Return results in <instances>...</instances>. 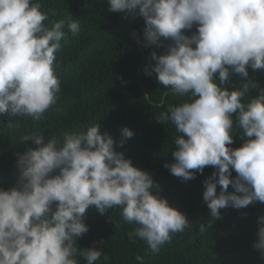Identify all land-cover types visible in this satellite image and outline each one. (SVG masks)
<instances>
[{"label":"clouds","instance_id":"9594fccd","mask_svg":"<svg viewBox=\"0 0 264 264\" xmlns=\"http://www.w3.org/2000/svg\"><path fill=\"white\" fill-rule=\"evenodd\" d=\"M108 4L113 13L138 8L143 38L135 31L132 36L145 48L164 49L151 51L145 73L155 74L171 94L187 97L158 117L180 134L174 162L164 167L184 182L205 167L214 169L202 194L214 220L221 209L264 203V87L249 78V68L264 70V0ZM50 15L55 10L42 11L39 0H0V116H7L8 128L20 126L16 117L41 120L60 99L56 53L68 32L79 33L80 21L70 14L46 25ZM233 74L241 84L228 87ZM250 89L257 95L248 96ZM237 133L243 143L233 148ZM133 136L124 127L116 140L98 122L65 132L62 140L41 131L21 136L20 142L34 147L14 154L15 185L0 188V264H96L102 256L108 261L96 246L103 240L88 248L77 244L89 231L90 207L102 216L120 208L122 220L136 226L129 240L144 241L152 255L190 228L186 214L160 195L152 175L116 150ZM257 224L253 247L264 257V215ZM211 226L201 223L199 231ZM135 259L144 264L143 256Z\"/></svg>","mask_w":264,"mask_h":264},{"label":"trees","instance_id":"16d2710c","mask_svg":"<svg viewBox=\"0 0 264 264\" xmlns=\"http://www.w3.org/2000/svg\"><path fill=\"white\" fill-rule=\"evenodd\" d=\"M39 2L42 11L54 9L56 12L45 21L46 25L71 14L74 19H79L80 31L76 35L68 32L56 53V74L62 89L57 104L39 121L13 118L20 120L18 128H8L7 116H0V188L15 185L14 154L34 147L31 142H20V137L28 132L41 131L46 138L55 136L62 140L65 132L84 131L98 122L102 132L119 140L121 129L128 127L134 136L116 150L152 175L159 185L160 195L185 213L191 226L174 234L158 255H152L144 241L137 238L132 243L129 240L128 233L136 226L122 220L120 208L109 209L102 216L90 207L85 219L89 231L78 239V246L88 248L103 240L96 246L109 260L104 261L102 256L96 264H137V255L144 257V264H264V257L253 247L258 217L264 215V203L257 202L239 210L221 209V218L214 220L202 195L203 181L214 169L205 167L202 174L197 173L195 179L184 182L164 167L165 163L174 162L171 152L175 150V138L180 134L170 122H158V117L187 97L171 94L159 84L155 74L148 76L145 73L151 51L161 54L164 49L145 48L132 36L135 31L143 38L145 25L138 15V8L127 13H113L109 11L108 0ZM195 30L194 25L186 34L191 35ZM249 78L264 87V70L249 68ZM240 84L241 77L233 74L226 86ZM255 95L257 91L250 89L248 96ZM236 131L238 129L234 128L233 134ZM242 143L237 133L231 146L240 147ZM232 175L234 177L236 173ZM229 191H233L231 186ZM201 223L212 226L200 232ZM80 264L86 262L81 259Z\"/></svg>","mask_w":264,"mask_h":264}]
</instances>
